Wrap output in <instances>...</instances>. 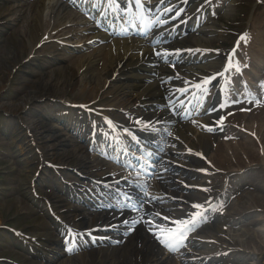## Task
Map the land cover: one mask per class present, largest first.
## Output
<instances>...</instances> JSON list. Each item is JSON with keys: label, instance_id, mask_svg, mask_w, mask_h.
<instances>
[{"label": "bare ground", "instance_id": "1", "mask_svg": "<svg viewBox=\"0 0 264 264\" xmlns=\"http://www.w3.org/2000/svg\"><path fill=\"white\" fill-rule=\"evenodd\" d=\"M12 1L15 3H23L20 5L18 4V7H21V9L18 11L6 10L7 5ZM45 1L46 0H0L1 25L16 23L20 17V13L23 11L24 7H26L24 11L26 15H24L19 29L16 30L17 37L12 41L13 50L6 55V60L10 62L13 68H19L29 63L31 61L29 60V56L31 55H34V57H31L32 59L36 57L34 49L38 42L42 40V35L40 34V21L45 9ZM145 1L148 2V0ZM81 2L82 0H56L51 7L53 19H56L65 12L69 8L68 5L79 6ZM172 3V10L166 11V7L170 6ZM190 4L191 2L187 5ZM184 6L185 4L181 2V0H168L166 3H163L162 0H154L152 4L146 6L145 10H138L136 8L133 15L128 14L129 16L125 15V17L129 20L134 19L136 22H139L140 18L145 15L146 22L156 24V32L149 33L150 36L153 37L154 34V36L160 38L161 44L151 47V42L149 43L147 40L145 41L148 45L144 44L143 46L135 45V43L132 42L126 43L125 41H119L117 39L109 40L106 46L97 48L96 54L99 56L101 55L102 62L100 63L101 71L96 79L89 75V67L93 66L91 63H86V66L80 68L83 72L84 81L91 84L88 90L83 88L81 95H78L77 99L80 100V103L84 104L87 100L88 102H96L95 99L99 98L96 104L87 107L92 111L99 110V107H108L106 105V99H101L102 92L100 88H103L105 85L110 87L112 81H123L122 94L127 97L128 105H131L128 114L130 117H135L133 123L125 122L123 117L119 114L111 112V114L108 115L105 110L101 111L100 109V112L111 119L107 121L105 125L103 121H94L90 118L82 117L80 126H65L63 128V132L66 134H64L62 142L51 144H48V140L45 141L41 137L39 129L41 126L37 122L36 114H29L28 117L30 121H23L22 123L24 125L22 126L14 123L13 130L21 134L24 140H27L28 135H30L31 140H27L29 147L32 148L30 145V143H32L35 145V148H37V169L40 168L49 172L52 187L58 189V191L65 196V199L59 201L60 206H56L55 203L52 202L54 193L45 194L46 204L52 205L57 216L48 214L49 223H41L38 227L31 228V232H40L37 237L30 238L32 243L36 244L35 247L40 249L37 259L31 264H69L70 262L68 261L70 260L78 262L79 264H162L163 255L167 256L166 260L175 261L176 264H215L228 257L235 260H245L251 257V254L240 251L245 247L264 249V230H260L264 223V219L262 218L264 217V167L261 165V163L264 162V154L259 152V150H264V132L261 134L260 130H256L260 128L259 125H261V128L264 127V117L261 116V111L263 110H253L252 112L255 116L252 115V117H248V119L245 114L241 113H234L235 115L232 114L234 115L233 117L228 116V119H230V138L233 136L240 138L239 136H241L245 139V136L241 135L239 132L240 129L245 128L248 132H252V135L260 134L258 142L247 139L246 142L243 143L237 142L236 144H229V138L227 137L215 141V139L210 138L200 128H198V131L195 126L190 127V123H181L179 118L172 114L169 107L168 101L171 98L177 99L184 96L181 92L182 82H184L182 75L183 72L187 73V66L194 65L199 67L213 58L210 54H195L193 49L190 50L192 51L190 54L184 52L186 49L203 47L199 44L196 46L191 45V43L184 38V30L189 21V17L190 20L192 19L194 21V24L197 20L199 21L201 19V15L203 14L201 12L202 10L199 12L194 8L189 17H178L180 9ZM82 8L87 9V13L91 14L90 6L85 5ZM2 10L3 12H1ZM16 12H18V16H16ZM100 12L101 10H98L97 14ZM97 14L93 16V24L97 21ZM104 18L107 19L106 14H104ZM187 19L188 21L184 24L182 21ZM101 20L103 21V19ZM17 24L19 23L17 22ZM97 31L96 29L88 31L90 36L89 40L92 41L91 44H97ZM99 40L100 42H105L103 36L100 37ZM170 52H174L173 55L170 54ZM247 58L246 64H253V54L248 53ZM243 64L245 65V61ZM212 65L214 66L215 64ZM211 66H209V69H211ZM219 71H213V75H216ZM115 75L116 77L114 78ZM69 81L71 80H67V86L70 84ZM6 83H8V77H1L0 94L5 90ZM99 85H101L100 88H98ZM187 85L188 84H185L184 86ZM67 86L64 85L62 88L64 94L68 90ZM20 89H23V87H20ZM27 89L29 88L25 90ZM204 90L205 89H201L197 97H200V94ZM241 90L243 96L248 93L243 87ZM30 93L31 92L28 94ZM189 93L191 94V91H189ZM218 93L219 92L215 90L209 97L210 100H213V103H215L212 107H210V101L208 100L203 107L200 108V101L198 99L195 109H199L200 112L207 111L212 114L213 111H211V109L219 104L220 96ZM28 97L31 99L30 95H28ZM35 97L37 96L34 94L33 98ZM104 102L105 104L103 105ZM25 106H27L26 99L18 105V108H12V111H9L16 116H18L17 114L19 112L20 116L18 117L22 120L25 119L23 116V113L26 112ZM55 107L74 111L71 107H66V105L61 102L54 103V108ZM114 109L119 110L121 106L116 104L114 105ZM0 110L2 112L8 111L5 106H2ZM71 113L72 112L68 114L71 115ZM258 116L260 118H257ZM42 117L47 121V124H51L53 119H57V116L51 113H47L46 116ZM57 120L59 122V120L62 119L58 117ZM245 122H248L249 126H246ZM115 123H120V127H116ZM204 123L208 127L214 129L221 127V123L216 121L215 118L204 120ZM112 124L115 125V130ZM102 125H104V127ZM107 126L110 128V133L113 136H119L122 131L124 132L126 130L125 133L128 137L134 138L137 142L141 143L150 139H152V141H157L158 136L163 137L164 134H166L165 143L169 146L170 156L187 162L186 168L179 169L173 162L162 165L156 164L153 170V177L157 180V187L156 189L154 188L155 191L153 195L144 196L143 193H141L143 186L137 185L133 187L127 186L125 183H120L110 185L109 189L105 188V190H100L101 195L105 196L102 204L97 202V204H91L90 208H86L85 205L89 202V198L85 196L81 198L78 196L80 194L79 189H72L71 193L67 194V189L60 187L61 183L58 181L59 178H61L62 172H60L59 163L56 161H63L65 158V152L61 149L62 146L77 143L73 141V136H75L73 133H79L81 135L82 132H86L84 127L99 130L105 129ZM223 130L225 129L223 128ZM48 131H52V128ZM232 132H234V134ZM49 139L52 141L54 136L50 135ZM98 139H100V141L104 139L103 141H105L104 135H99ZM95 141H97V138H86L84 144L75 146L71 152V156H73V153L76 155V166L78 169L80 168L78 172L83 175L90 174L93 176L89 171H84L88 169V167L82 155H84L87 150L91 149L93 152H96L98 157H112V159H115L119 163L122 162L119 157L125 156L123 149L121 152H116L114 156V153L112 154L109 150L104 149L102 147L103 145H96ZM106 141H110V139H106ZM115 143L117 142L115 141ZM213 146H215L213 164L216 170L222 171L225 176L232 177L236 181L232 180L228 182L229 187L215 194L212 192L209 193V191L216 185L219 179L215 180L214 184H208V187L205 189L209 193V196L205 200H201L196 196H188V186L203 185L205 187V181L202 183L203 178L197 174L196 171L200 173L207 172L208 176L211 174L212 170L205 166L200 156L206 158ZM128 148L135 149L134 142H132L131 146ZM123 162L126 161L123 160ZM101 168H103V166L98 169ZM232 168H236L237 171L232 173ZM191 169H193V171ZM98 175L103 178H99V180L108 182L113 180L110 179L107 172H101ZM93 179L98 180L97 178ZM191 182L195 183L192 184ZM219 183L223 185V179H221ZM72 185L73 187H78L75 183ZM242 188L251 189L254 193L246 196L238 206L232 204L226 205L227 216L232 218L229 219L232 220V222L242 223L243 221H247L248 223L245 226L246 230L241 232L240 235H237V233L232 230L226 238L228 240V245L226 247L217 249L212 253L210 252L208 255H201L196 252L180 249L179 246H176L178 245L176 243H169V246L165 247L164 243H162L160 239H157V237L165 238L166 234L160 226L161 222L154 217V212H159L167 216L170 220H178L177 222L185 224L187 222L186 220H189H184L187 212L193 214L200 211L196 212L188 209V207L182 208L179 206V203L170 202V197L181 198L188 202H193L194 204H200L202 208L209 207L208 210H211L215 206V198L221 199L227 194H235ZM90 189L95 191V185L91 184ZM121 193L131 196L137 205H139L140 212L134 213L128 211L125 205L121 203L122 200H116L120 198ZM73 194L74 197H72ZM179 195L181 196L179 197ZM142 196L146 197V199H144L147 201L146 204H141L143 201ZM208 199H211V201ZM56 204H58V202ZM59 209L60 211H58ZM98 209L103 211V215L95 214ZM31 213H33L31 209H26V214L30 215ZM219 221L220 217L214 213L211 225L199 231L192 232L194 235L188 239L187 242H189L194 249L207 247L206 244H208V242L205 240H207L208 237L204 230H207L210 234L212 232L215 233L213 236L214 239L219 240L218 237L223 236L218 227ZM116 224H118V226L114 227ZM176 225L177 224L174 225V229L177 230ZM111 226L112 229L110 231L106 229L102 230V228ZM180 226L182 227L183 225ZM257 227L259 228L256 229ZM93 228H97L98 231L89 232ZM118 229L126 236L120 237L117 235H110V233L117 232ZM172 230L173 227L170 228V231ZM61 234L71 235L72 241L70 242V240L65 238L62 241L57 240L56 238ZM89 235L95 237L96 241H91ZM238 238L243 239L238 240ZM99 240H101V242ZM106 242L112 244L107 250L103 247H96L97 244ZM159 244H163L164 247H160Z\"/></svg>", "mask_w": 264, "mask_h": 264}, {"label": "rangeland", "instance_id": "2", "mask_svg": "<svg viewBox=\"0 0 264 264\" xmlns=\"http://www.w3.org/2000/svg\"><path fill=\"white\" fill-rule=\"evenodd\" d=\"M152 0H149V3ZM56 2V0H46L45 9L41 16V31L43 39L38 42L34 52H36V57L34 55L29 56L31 60L26 65L13 68L9 61L6 60V55L12 52V41L16 39V30L19 29L21 21L26 15L24 7L23 11L20 13L18 23H10L8 25L0 24V78L3 76L8 77V83H6V88L2 94H0V108L5 106L8 111L2 112L0 110V264H31L35 259L33 251L30 252L29 248L35 247L33 243L27 240L26 235L30 234L36 237L40 232H31L32 227H38L41 223H48L47 212L50 209L44 200L45 193H52L50 187V176L49 173L43 171L42 174H38V169L36 165V160H38V151L35 146L29 147L27 141L16 131L13 130V122H15L20 116L12 114V108H18V105L27 100V106H25L26 112L23 113L24 120L29 119V114H36L38 117L39 125L41 126L40 132L41 137L44 140H49V136H54V143H59L63 141L61 131V126L58 122H52L53 131H48L51 124H47V121L42 117L46 116L47 113L56 115L59 107L54 108V103L61 102L66 105H70L72 102H79L77 99L78 95H81L83 88L88 90L91 84L84 81L83 72L81 67L86 66V63H91L93 66L89 67V75L96 79L97 75L101 71L100 63L102 62L101 55L96 54L97 48L104 47L107 44L102 45H91L88 44L84 46L87 37V27H91V24H87L88 18L86 14L80 13L77 7H69L65 12H63L59 17L53 19V14L51 7ZM18 4L11 2L7 5V9L18 11L21 7ZM201 11V19L193 24V20H190V15L193 9ZM3 12V10L1 11ZM24 12V13H23ZM23 13V14H22ZM18 16V12H16ZM180 16H188V19L184 21L187 23L184 30V38L187 39L191 45H197L203 47H194V53L210 54L213 58L203 63L201 66H187V73L183 72V79L186 81L198 80L201 77L217 71L223 62L225 53L232 47L237 48V66L239 71H232L230 77V87L231 90L229 94L234 91L233 88L237 87L238 82L245 83L249 90H253L249 83L251 77L247 74L248 70L254 71L259 78L264 73V0H192L190 5L185 4V6L180 9ZM184 19V18H183ZM246 39L242 40L241 38ZM126 43L132 42L139 46L142 43L141 39L134 36L130 38L123 39ZM88 42V41H87ZM90 42V41H89ZM253 54V64L249 65L247 63V54ZM219 56V57H218ZM245 61V71H241V65ZM212 64H215L214 66ZM212 65V66H211ZM211 66V69H209ZM236 66V67H237ZM252 66V67H251ZM116 77V76H115ZM70 84L67 86V80ZM245 81V82H244ZM123 82V81H122ZM122 82L112 81V85L108 87L105 85L100 88L102 92L101 99H106V105L114 106L116 103H120L122 106L121 110H117L115 113L124 116L125 120L129 123L133 122L132 117L127 116L131 105L127 103V97L122 94ZM188 83V82H187ZM259 84L258 78L257 83ZM67 86V91L64 94L62 88ZM183 85V84H182ZM23 87V89H20ZM26 88H29L25 90ZM213 90V88H212ZM211 88L206 92V96L212 93ZM254 91V90H253ZM31 92L30 94H28ZM261 91L253 94V98L237 100V97L229 98V103L225 111L221 112L220 115H215L216 121L221 123L222 121V131L218 133H211L212 131L208 129L200 121L196 124L190 125V127L195 126L198 130H205L210 138L219 141L221 138H229V144H236L246 142L247 139L254 140L258 142L260 134L252 135V132H248L245 129H240L241 135L245 136L240 138L233 136L232 139L229 136V117H233L234 113L245 114L247 117L255 116L253 110L260 108L261 116L264 117V93L261 95ZM31 96L28 97V95ZM35 94V98L33 95ZM232 94L231 96H233ZM238 95V94H236ZM99 98L95 99L98 102ZM88 102V100H87ZM91 103V101H89ZM88 102V103H89ZM237 103L238 105H236ZM113 108V107H109ZM10 110V111H9ZM234 114V115H232ZM232 115V116H231ZM65 119H74L79 116L76 114L64 115ZM207 117V116H206ZM41 121H39L40 119ZM257 118H260L259 116ZM100 119V118H94ZM246 119V120H247ZM66 123H71L66 121ZM21 124V123H20ZM79 126L80 121L73 123ZM234 124V123H233ZM235 125V124H234ZM246 126H249L248 122H245ZM256 130H260L262 134L264 132V127ZM223 128L225 130H223ZM13 130V131H12ZM199 131V130H198ZM248 132V133H247ZM204 133V132H203ZM234 134V132H232ZM231 134V133H230ZM84 135L78 134L75 137L79 140V143H83ZM77 140V141H78ZM214 142V141H213ZM79 144H69L62 146L61 149L64 150L65 158L61 164V168H67L66 171H62V179L60 182H69L70 178H74L78 181L79 189L82 190V184L85 185L87 180L75 169L74 163H76V156L71 157V151L74 147ZM259 147V146H258ZM257 150V148H256ZM258 151V150H257ZM264 154V150H259ZM74 155V153H73ZM213 156H215V146L211 147L208 155L207 162L210 168L214 169L212 175L208 179L203 178L206 184H214V181L223 179L224 186L229 187L228 182L233 180L232 177L224 176L222 171H218L213 164ZM85 159L87 160L89 168L85 171L93 172L95 175L101 173L103 170L106 172H113L115 169L111 165L104 166L103 170H94L98 166V162L93 156H89V153L85 152ZM168 161V160H166ZM211 161V162H210ZM58 162V160H57ZM170 163L173 162L177 168L185 169L186 163L179 159H169ZM264 167V162L261 163ZM40 169V168H39ZM232 172H236V168L231 169ZM87 177L92 178V176L87 174ZM96 178H98L96 176ZM205 179V180H204ZM216 182V185L211 189L212 193H219L223 188L221 183ZM73 186H70L72 188ZM149 191H154L156 187L155 180L151 178L149 180ZM152 187V188H151ZM148 191H146L147 193ZM204 190L195 193H189L190 195H195L198 198L206 199L208 193ZM151 193V192H149ZM251 189L242 188L235 194H227L224 198L217 199L216 207L213 209L215 214H217L222 219L219 223V229L223 236H219V240L209 239L210 244H206L207 247L196 250L197 253L202 255H208L210 252H214L217 249L224 248L228 245V240L226 239L229 233L234 232L240 235L241 232L245 231V226L247 221L242 223L232 222V219L226 216L227 210L226 205L232 204L238 206L242 203L243 199L253 194ZM147 195H150L147 193ZM176 200V198H173ZM59 197L57 193H54L53 202H58ZM172 200V199H171ZM60 206V204H56ZM186 207V205H185ZM26 209H31L33 213L30 215L26 214ZM48 209V210H47ZM52 212V210H49ZM60 211V209H59ZM211 216V212L209 213ZM264 219V217H262ZM162 225V224H160ZM165 226V225H162ZM204 227V225H201ZM167 227H164V231ZM257 227L256 229H258ZM254 229V230H256ZM260 230H264V223ZM42 233V232H41ZM119 236H124L122 232L117 233ZM169 235V234H167ZM16 236H19L21 243H23V249L16 246ZM209 237L214 238L211 235ZM190 236H188L189 238ZM243 238H238L241 240ZM207 242V240H206ZM109 244L102 245L103 248L108 249ZM185 250L193 252L190 249L189 243L181 246ZM243 253L251 254V257L245 260H235L228 257L215 264H264V249H259L256 247H245L240 250ZM166 255H163L162 264H176L175 261L166 260ZM38 261V260H36ZM69 264H79L73 260L68 261ZM213 264V263H212Z\"/></svg>", "mask_w": 264, "mask_h": 264}, {"label": "snow or ice", "instance_id": "3", "mask_svg": "<svg viewBox=\"0 0 264 264\" xmlns=\"http://www.w3.org/2000/svg\"><path fill=\"white\" fill-rule=\"evenodd\" d=\"M109 2L116 3L117 0H109ZM135 3L137 5H139L140 0H135ZM166 11H171V10L166 9ZM241 39L244 40L246 38L242 37ZM229 68H231V61H229ZM227 70L228 69H226V71ZM236 71H239L238 66L236 68ZM221 123H222V121H221ZM193 207H197V206L193 205ZM149 223H151V222H149ZM177 223H178V228H177L174 235L169 236V237H165V238L157 237V239H160L162 241V243H164L165 247H168L169 243H180L185 238V232L186 231H193V230H195V227H196L195 217L193 218V221L191 222V226H189V224L187 222L182 227L179 226V222H177Z\"/></svg>", "mask_w": 264, "mask_h": 264}]
</instances>
